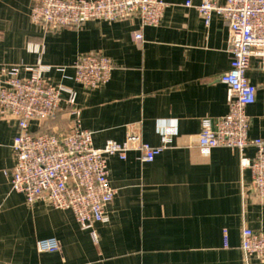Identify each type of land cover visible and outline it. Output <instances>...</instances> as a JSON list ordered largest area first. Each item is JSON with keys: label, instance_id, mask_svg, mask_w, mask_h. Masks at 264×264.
<instances>
[{"label": "crops", "instance_id": "obj_1", "mask_svg": "<svg viewBox=\"0 0 264 264\" xmlns=\"http://www.w3.org/2000/svg\"><path fill=\"white\" fill-rule=\"evenodd\" d=\"M35 0H0V67L29 76L37 60L50 66L45 81L76 93L81 125L101 148L123 143L127 133L165 148L150 162L132 149L124 160L107 159L108 180L115 193L106 207L107 222L81 229L70 210L44 201L26 203L10 188L14 166L11 144L16 121L0 114V262L6 264H264L244 260L240 232L264 231V201L257 196L250 170L241 169L238 152L197 146L201 121L228 112V27L214 14L209 25L187 0H163L156 26L142 27L137 14L118 21L90 20L77 27L48 28L32 23ZM222 4L225 0H217ZM196 4V0H192ZM40 43V56L27 50ZM100 53L113 63L110 80L86 89L73 80L81 55ZM256 88L246 108L248 136L264 143V56L253 55L246 72ZM71 117L64 102L55 117L30 130L66 132ZM253 159L255 148L247 146ZM7 172V173H5ZM94 233V236L92 235ZM226 233V241L225 234ZM54 238L58 251L40 253L36 242Z\"/></svg>", "mask_w": 264, "mask_h": 264}, {"label": "built area", "instance_id": "obj_2", "mask_svg": "<svg viewBox=\"0 0 264 264\" xmlns=\"http://www.w3.org/2000/svg\"><path fill=\"white\" fill-rule=\"evenodd\" d=\"M187 0L205 25L214 14L222 17L228 27L227 46L229 68L220 75L227 87L226 115L201 121L197 146L204 153L215 147H228L238 152L241 169H249L254 190L264 201V143L248 136L249 118L246 108L255 101L256 88L249 83L246 72L253 55L264 56V0ZM166 4L163 0H35L30 10L32 23H42L54 29L77 27L86 21H118L137 14L140 29L132 34L142 41V27L160 23ZM27 50L42 54L40 43H29ZM73 80L86 89L105 85L111 77L112 61L100 53L81 55L74 66ZM26 78H20L13 68L0 67V114L16 121L17 133L11 144L14 166L10 171V188L24 195L26 203L40 200L60 210H70L84 230L97 223H106V207L114 196L108 180L107 157L116 155L124 160L135 149L141 162H150L163 146L154 147L141 141L138 135L127 133L123 143L107 141L101 148L92 143V133L81 125L80 110L75 107V91L62 84L45 81L50 66L41 63L29 68ZM64 102L71 123L66 132L34 133L30 123L41 125L53 119ZM247 146L255 148L253 159L245 157ZM7 173V172H5ZM225 241H226V233ZM94 236V233L92 232ZM40 253L58 251L54 238L36 242ZM240 249L245 261L250 257L264 259V231L242 227ZM0 264H6L1 263Z\"/></svg>", "mask_w": 264, "mask_h": 264}]
</instances>
